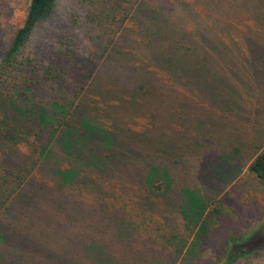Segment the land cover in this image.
<instances>
[{
	"label": "rangeland",
	"instance_id": "obj_1",
	"mask_svg": "<svg viewBox=\"0 0 264 264\" xmlns=\"http://www.w3.org/2000/svg\"><path fill=\"white\" fill-rule=\"evenodd\" d=\"M130 1L137 5L129 11L127 18L122 6L124 0H53L25 42L22 54L31 63L25 69L24 78L34 81L28 92V104L33 103V107L43 111L51 127L57 126L61 116L58 108L64 113L67 111L64 122L71 126L62 124L56 131L44 153L47 165L38 161L40 148L37 152L29 150V155L34 152L37 156L36 164L34 159L28 164L31 168L26 187L34 195V200L28 209L18 211L21 209L19 204L12 217L0 219V264H226L225 252L230 250L233 254L237 251L242 254L231 264H264V185L257 183L248 170L253 157L264 151V135H258V129L264 130V75L256 73L254 85H249L251 75L248 78L242 74L235 76L231 85H235L236 80L239 87L251 86L252 90L248 88L250 93L242 94L239 115L227 118L232 128L220 126L208 135L207 128L199 124L211 117L206 115L210 108L204 99L176 86L169 90L170 80L166 86L163 82L160 84L157 77L156 81L148 80L150 78L137 72L152 60L123 61L112 49L132 44L128 42L135 37L134 32L129 31L130 15L138 11L144 0ZM145 1L155 10H162L156 19L160 33L154 36L147 54L157 53L161 63L174 52L184 55L183 50L177 51L173 44L175 34L182 27L164 16L171 7H176L189 23L195 13L202 20L203 29L212 26L210 19L203 20L205 16L209 17L211 10L220 9L225 13L235 7L239 11L236 0H208L197 2L190 8H185L177 0ZM207 2H212L211 8L205 7ZM242 2L246 4L247 0ZM28 4L29 0H0V61L13 35L24 23ZM201 41L192 45L193 55L183 57L186 61L180 62L181 69L194 72L186 73L184 79L189 78V74L195 75L201 64L217 67L218 63H209L216 58V47L208 40ZM156 44L165 45L156 51ZM206 52L213 58L202 62L199 54ZM221 62L231 69L226 60L221 59ZM199 78L200 85H203V76ZM24 81L27 82L18 77L8 82L12 96H17V90H24L21 87ZM153 82H156L154 86ZM218 82L221 86L222 81ZM94 84L101 88L93 87ZM144 84L154 87L156 94L143 99L146 103H141L138 112H117L118 100L102 103L110 98L106 91L112 92L114 98L118 95L126 98ZM151 87L148 91L153 90ZM236 95L234 92V97ZM84 102L91 107L95 103L102 109L108 103L113 108L108 113L98 114L97 118ZM218 102L215 101L221 106ZM177 106L182 112L190 107L186 111L190 118L183 124L174 118ZM81 117L88 118V126L95 127L102 121L107 125L129 128L131 133L141 132L148 126L146 120L152 119L157 126L150 131L162 134L164 142L174 140L173 143L182 144L183 151L177 157L172 153V158L136 156L125 141L110 150L115 156L119 155L117 160L91 166L95 163L90 160L97 148L98 159L109 160L105 143L96 141L88 145L87 154H71L62 163L57 162L51 157L50 150L58 158L63 155L64 135L73 134V126L78 125ZM196 125L199 130L194 128ZM77 130L80 133L77 136L83 137L85 129L79 127ZM199 132L204 139L192 140L191 135ZM41 138L47 141L48 133ZM227 141L231 145L222 147ZM168 147L169 152L175 150L174 144ZM24 149L13 156L2 155L0 172L5 156L10 158L8 163L12 168L24 159ZM128 150L130 154H125ZM152 164L170 171L171 184L162 176L153 180V189L145 188L144 177ZM67 167L79 171V183L71 184V188H66L67 184L62 185L53 175L54 171ZM88 178L94 188L81 186ZM116 185L123 186L122 193L116 192ZM186 188L199 199L194 203L204 205V209L194 213L192 219L189 211L186 218L181 213ZM133 194L138 198L131 200L129 197ZM136 199L146 202L143 209H139ZM191 222H196V228L200 223L206 225L207 233L200 244V236L194 235L196 228ZM165 238L181 251L174 253V248L163 243Z\"/></svg>",
	"mask_w": 264,
	"mask_h": 264
},
{
	"label": "trees",
	"instance_id": "obj_2",
	"mask_svg": "<svg viewBox=\"0 0 264 264\" xmlns=\"http://www.w3.org/2000/svg\"><path fill=\"white\" fill-rule=\"evenodd\" d=\"M52 1L53 0H29L24 23L13 35L9 46L0 61V157L2 155L13 156L18 153V151L20 152V149L26 148L23 151L25 156L23 157L21 155L24 159L17 163V166L10 168L11 163H8L10 158L5 156V158L2 159L0 172V219L2 220L12 217L14 208H16L19 204L18 208L21 209L18 211L28 209L30 203L34 200V195L31 191L26 190L31 168L28 164L32 162V159H34L33 162L36 164L37 156L34 152H37L36 150L40 148L39 153L37 152V154L40 155L38 161L42 165H47L45 158L46 155L44 153L47 151L49 143L55 138V133L62 124H67L68 126L70 125V123L64 122V119L68 116L67 111L64 113L61 108H58L61 116H59L57 126L51 127L46 114L33 107V103L28 104L30 96L28 92L31 90L30 87L33 86L34 81L32 79L24 78L25 69L28 65H30L31 60L24 58L22 49L35 25L47 13ZM178 1H180L185 8H190L191 6L196 5L197 2H206L208 0H177V2ZM124 3L125 4L123 5L121 4L124 6V10L126 12L125 15H123L128 18L129 11H131L133 6L137 4L131 2L130 0H124ZM150 6L151 5L144 0L139 5L138 11L130 15L131 20L129 22L131 27L129 28V31L134 32V35H132L135 37L128 43L132 44H125V47L123 48L118 45L116 48L112 49L117 51V55L121 56L123 61L131 62L144 58H149L150 61L152 60V62L148 63L153 65L145 63L144 68L137 72L139 75L146 77L147 79L150 78L148 80L156 81V79H159L158 82L160 84L163 82V86L169 85L168 80H170L171 86L168 88L169 90H171V87L176 86L181 90L188 91L189 94L193 93L202 100L204 99L210 108L206 115L211 117L206 118V120L201 121L199 124L207 128L206 133H208V135L213 134L220 126L221 128L222 126L232 128L227 118L239 115L240 110H242V107L240 106L243 104L242 94L250 93V89L252 90V87L249 85H252V83L253 85L255 84L256 73L264 75V0H247L246 4H243L242 0H236V9H239V11H236L235 7H231L234 9L233 11H226L225 13H221L220 9H215L213 12L211 10L209 12L210 18L206 16L203 18L204 21L210 19L212 23V26L209 25L206 29H203L201 23L202 20H200L199 16L196 17L197 15L195 13H193L194 19H191L189 23L185 21L186 19L181 17V14L178 13L176 7H171L170 12L164 13V16L170 17L177 22L179 27H182L179 29V32L175 34L173 44L177 47V51L179 49L183 50L182 52L185 56L183 54V56H180L181 54L174 52V55L171 54V56H169L164 63L159 61L157 53L155 52L154 54L147 55L150 46L153 44L154 36H156L157 33H160L161 28L156 25V19L158 14H162V10L158 11L151 6L153 8L152 9ZM205 7L211 8L212 2H207ZM201 40H208V42H211L216 47V58L209 63H218L217 67L211 68L207 66V63L201 64L197 67L198 70H195V75L189 74L190 77L184 79L186 73L194 72H190V69H181L183 65H181L180 62L186 61L183 57L193 55L192 45L199 44ZM163 45L165 44H156L155 50L157 51L159 47L161 50V46ZM141 47L145 49V52H143ZM159 53L163 54L162 52ZM199 57L202 62H208V58H213L212 56L209 57L207 52L200 53ZM221 59L224 61L226 60L228 65L231 66V69L227 68L225 62L223 64ZM257 60L260 61L257 62ZM233 66H235V70H233ZM148 68H151L153 71L150 73ZM238 74H242L246 78L251 75V82L247 85L249 87H239L238 84H236V80L235 85L230 84V82L234 80L235 76ZM171 75H173V79L171 78ZM202 76L203 80H205L203 84L204 86L199 83V77ZM18 77L22 80H27V82L24 81L21 83V87H24L23 91L20 92L17 90V96H12L8 82L17 79ZM219 80L222 81L221 86L219 85ZM155 83L156 82H153L151 84L154 86ZM93 87L101 88L99 84H94ZM149 87L151 86L147 84L140 85L133 93L126 95V98H123V95H118L114 98L112 92L106 91L105 94H108L110 98H108L107 101H102V103L104 105V102L118 100L116 103V106L118 107L116 110L117 112H138V108H140L141 103L144 102L143 99L147 100L148 96L156 94L154 92L156 89L151 87L153 90L148 91ZM111 89L112 88H110V90ZM233 91L237 94L235 96L236 99ZM256 93L258 94V92ZM169 94H171V92H169ZM204 94L207 95V97L204 98ZM214 100L216 102L218 100V103H221V106L217 105ZM84 103L87 108H90L89 111L92 114L94 113L97 118L98 114L108 113L113 108V106L108 103L103 109L102 107L96 106L95 103L92 107L89 103ZM145 103L146 102H144V104ZM178 104H180V102ZM100 110L101 112H99ZM187 110H190V107L186 108L182 112L180 107L177 106V108H175L174 118H176L177 121H181V124H183L188 120L187 118H190V116H188L189 113L186 112ZM152 111H155V108H153ZM214 112L216 114H214ZM87 119L81 117L77 123L78 125L73 126V129H75L73 130V134L64 135V141L61 145L64 152L62 151L63 155H60V158L57 157L54 151L50 150L51 157L56 159L57 162L62 163V160L66 159L71 154H87V151L89 150L88 145H93L96 141L100 142V144L105 143L104 150L108 151L106 157H109V160L101 161L98 159V156L96 155L98 154L97 148L95 154L92 155V158H94L90 160L94 161L96 164L94 163L91 166H98V164H101L102 162H109L113 159L117 160L118 157L116 156L119 155L115 156V153L110 152V150L112 149V146H115L116 144L118 145L119 143L123 144L122 142H128L132 147V149H130L133 150V153L136 156L142 157L165 156V158H172V153H176V156L179 155V152L183 151L182 144H175L173 143L174 140L164 142V140H162V134L150 131L157 126L152 119L149 121L146 120L148 126L143 128L141 132L134 133H131L129 128L121 127L118 124L107 125L106 122L102 121H99L98 125H95V127L88 126L86 125L88 124ZM90 120L92 122L94 121L93 118H90ZM193 121L194 120H191V122ZM124 124L126 123L124 122ZM150 126L152 128H150ZM79 127H82L83 130L85 129L83 137L77 136L80 134L77 130ZM194 128L199 130L198 125ZM258 130V135L263 136L264 130L262 128ZM38 131L40 133H38ZM181 132L183 133L184 130L181 129ZM45 133H48L47 141L41 138L45 135ZM97 133L101 135H98ZM191 137L192 140L195 139L196 141L204 139L200 132L191 135ZM120 138H122L123 141ZM118 139H120V141ZM43 141L46 143L44 144ZM89 142H91V144ZM74 143H76L75 147ZM226 143L227 144L222 147L228 148L231 145L230 141H227ZM168 144L170 146H173L174 144L175 150L177 151L174 150L173 152H169ZM186 146L188 147V145ZM29 150L34 152L29 155ZM94 150L88 155H91ZM127 152H129V150L126 151L125 154H130ZM88 155L86 157H88ZM175 158L173 160H175ZM86 160L89 159L86 158ZM73 169L75 168H60L57 172L54 171L53 175L58 178V181L62 185L67 184V187L65 186L66 188H71V184L79 183V171H75ZM248 170L257 183L264 185V151L259 152L253 157L248 165ZM162 176H164L170 184L173 181V178L170 176V171L167 168L160 167L157 164H152L144 177L145 188L153 189V180ZM92 183V180L88 178V180L82 183V185H79L84 186V188H94L95 186L92 187ZM81 186L80 189H82ZM114 188L118 193L123 192L122 185H116ZM52 189H55V187L52 186ZM80 189H78V191H80ZM183 193L184 199L181 205L184 207H182L181 213L184 214V218H186L189 211L192 219L194 213L204 209V205L194 203L199 201V199L195 196L192 190L186 188ZM129 198L132 200L138 197L137 194H133ZM136 201L140 210L145 207L146 202L143 200L141 202L137 199ZM188 205L189 208H187ZM94 215L95 214L93 212V216ZM191 223L193 224V228H196V222ZM206 233V225L200 223V225L196 228V233L194 234L195 236H200L198 244L202 242L203 236H205ZM119 234L121 235V232ZM122 235L125 237V234ZM38 240H40V238ZM168 240L169 239L165 238L163 243H168L171 248H174V253L181 251L179 250L181 248L173 247L171 240ZM181 242L182 241L179 243ZM225 253L226 264H231L237 257L242 256L239 251L235 254H233L231 250Z\"/></svg>",
	"mask_w": 264,
	"mask_h": 264
}]
</instances>
